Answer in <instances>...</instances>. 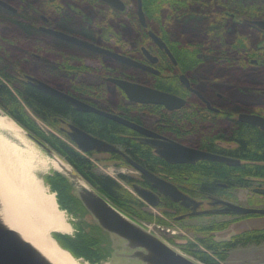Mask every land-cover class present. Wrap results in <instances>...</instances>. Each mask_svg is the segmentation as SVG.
Returning a JSON list of instances; mask_svg holds the SVG:
<instances>
[{
  "label": "trees",
  "instance_id": "trees-1",
  "mask_svg": "<svg viewBox=\"0 0 264 264\" xmlns=\"http://www.w3.org/2000/svg\"><path fill=\"white\" fill-rule=\"evenodd\" d=\"M80 1L94 3L93 0ZM17 2L21 10L20 15L0 8L1 106L20 127L64 157L85 180L123 213L133 219L143 218V214L145 219L152 218L151 215L146 214V211L137 213L138 208L144 209L145 206L141 199L134 197L118 180L96 172L92 161L84 153L56 134L45 132L37 120L58 131L62 124L72 122L88 133L126 148L135 159L141 158L143 166L154 173L160 172L159 165L163 164V161L155 157L149 147L123 137L132 133L123 125L95 113L76 111L64 100L40 91L29 82L13 77L10 74L13 62L22 65L37 62L41 79L67 94L77 97L81 95L86 102L103 110H107L110 102L116 101L117 109L132 121L142 125L157 126L162 131L196 144L202 149L237 158L243 162L239 167L214 162H201L195 167H176L178 168L175 169L176 173L174 171L172 173L189 176L190 180L197 183V188L201 192L202 190L214 192L234 199L232 193H220L221 189L217 184H227L228 190L232 192L238 188L250 190L255 180H264V132L260 128L230 121L227 114L220 115L217 119L204 120L196 116L195 107L169 112L161 106L139 105L127 101L120 91L103 82L100 78L101 73L93 69V63L97 62L96 54L51 39L38 32L34 28L35 22L38 21L37 17L24 0ZM43 3L44 6L40 7L42 10L51 9L46 1ZM143 3L149 27L169 43L184 72H196L205 64L204 56L217 57L218 64L240 69H246L253 59H264V46H252L249 37L241 32L230 36V24L236 17L246 20L264 19V0H143ZM187 6L198 8V13L206 19V25L200 33L203 40L183 44L180 40H171L172 34L166 23L174 14L179 13L181 8ZM165 13L167 14L164 15ZM57 16L59 18L57 25L61 29L76 32L82 38L95 42L97 24L83 25L66 7ZM151 20L158 24V29L151 25ZM131 21L133 28H129L126 32L128 42L133 41L134 36L142 30L135 17H132ZM71 25L76 30L70 29ZM3 30L9 31V37L4 35ZM231 39L232 43H230ZM25 51L36 52L45 58L50 57L53 62L35 60ZM230 76L227 73V80H230ZM57 83H61L65 88L57 86ZM235 94L231 97L234 102L228 111L249 110L250 105L256 100L238 91ZM24 106L30 109V113ZM261 110H264V106H256L255 111ZM60 132L63 133L62 130ZM218 139L233 142L235 146L224 149L215 145ZM136 151L139 152V156L135 154ZM90 154L93 153H87ZM114 158L123 161L116 153ZM119 177L128 186H132L135 182L128 175ZM48 182L51 184V179ZM51 186L60 196L63 192L67 194V202L61 197L58 198L61 209L69 210L67 206L69 202L77 215L87 213L80 202L72 196L68 183L61 175L57 176L54 185ZM261 196L264 198L263 195ZM252 216L260 215L234 217L238 220ZM78 227L80 231L74 236L61 233H54L53 236L75 257H82L91 264H99L108 254L102 246V241L87 232L84 224H78ZM220 228L219 224H208L197 228L203 236L199 237L198 241L186 242L183 249L205 264H221L228 259L230 251L264 242V227L241 232L229 240L217 241L213 238V234ZM200 244L203 249L199 248Z\"/></svg>",
  "mask_w": 264,
  "mask_h": 264
},
{
  "label": "water",
  "instance_id": "water-1",
  "mask_svg": "<svg viewBox=\"0 0 264 264\" xmlns=\"http://www.w3.org/2000/svg\"><path fill=\"white\" fill-rule=\"evenodd\" d=\"M103 1L116 7L118 10H122L125 7L122 0ZM0 3L10 10H15L6 2L0 1ZM137 4L139 22L143 27H147L148 22L143 11V0H137ZM249 23L254 24L259 29L264 31V19H252L249 20ZM44 31L55 37L69 41L96 53L109 54L115 57L117 60L128 65L157 72L150 66H145L138 61L122 56L118 53L107 51L91 42L80 39L73 35H69L51 28H44ZM149 36L159 48L165 49L169 56L176 63V60L167 47L166 43L152 30L149 31ZM143 50L152 63L157 61V58L153 57L145 48ZM27 79H29L40 91L64 100L65 102L72 105L76 111L95 113L115 121L123 126L129 127L141 134L157 137V135L154 133H151L144 127L124 118L117 113L100 110L97 107L90 105L70 94L62 92L48 83L36 78L28 76ZM181 79L188 86V80L185 75H182ZM112 81L124 91L126 96L131 101L136 103L163 105L168 110L179 109L186 103L185 99L177 95L143 86L135 82L123 79H112ZM193 91L196 92L195 90ZM199 96L203 99L201 95ZM0 115L5 116V110L1 107ZM239 120L249 125L256 126L264 132V116L256 114H240ZM27 135L46 152L53 154L52 149L44 142L35 138L29 133H27ZM69 135L71 136L73 143L81 152H104L120 154L127 163H129L133 168H135L145 178H147L149 182H151L153 189L156 191L165 194L175 202H181V204L185 206L192 205L194 208H197L200 205L199 202L184 194L173 183L163 179L159 175L145 168L143 165L134 161L131 157H129V155H127L123 150L114 144L97 138L96 136L75 126L74 124L69 125ZM144 141L153 146L159 156L172 164L192 163L197 160L217 161L233 167H238L242 164L240 159L195 149L173 141L156 140L153 138L145 139ZM64 171L70 175L69 179L68 177H62L68 183L72 196H74L80 202L85 211L93 218L96 230L93 228L95 231L92 233L91 230L85 227L83 222L82 224H84L87 232H90L95 238L102 241V246L108 253L106 259L101 260L99 264H205L177 250L164 239L159 237L156 233L148 229L145 225L123 213L105 196L100 194V192L97 191L92 185L89 183L87 184V182L77 176L79 175L77 171H71L70 169H66ZM132 188L139 199L152 207L158 206L159 197L154 191L139 185H133ZM253 191L256 194L264 196V188H255ZM215 204H221L222 207L217 211L221 214L264 216V208L245 207L229 201L217 199ZM0 264L54 263L48 259L33 243L25 239L18 230L10 227L3 220V217L0 214Z\"/></svg>",
  "mask_w": 264,
  "mask_h": 264
},
{
  "label": "rangeland",
  "instance_id": "rangeland-1",
  "mask_svg": "<svg viewBox=\"0 0 264 264\" xmlns=\"http://www.w3.org/2000/svg\"><path fill=\"white\" fill-rule=\"evenodd\" d=\"M10 5L15 8L19 7V3L17 0H4ZM26 5L33 7V5L38 7H43V1H46L49 7L54 11L53 15H57L55 10H60L61 7L70 8L71 10L77 11L83 14V20L88 24H96L97 23V7L87 3H83L80 0H24ZM129 3L133 4L132 0H128ZM34 6V7H35ZM45 10V9H43ZM179 10V9H178ZM49 11V9H48ZM179 13L174 14L171 20L166 23V26L169 28L170 33L172 34V41L180 40L183 44H187L189 41L195 43L200 41L203 37L200 33L203 31L204 26L206 25V19L202 17L198 12L199 9L192 6L183 7L179 10ZM195 11V14H193ZM43 12V11H42ZM42 12H40L42 14ZM165 13L164 15H166ZM46 15V14H45ZM124 16V15H123ZM122 16V17H123ZM125 18V16H124ZM126 20V21H124ZM123 21H120L118 25L120 26L119 29L127 30L132 27L130 22L125 18ZM130 20V19H129ZM151 25L155 28H159L158 24L155 21L151 20ZM133 28V27H132ZM106 34L109 33V28H106ZM151 29V28H150ZM194 31H192V30ZM152 30V29H151ZM4 35L9 37V31L3 30ZM243 33L249 37L250 43L254 47L264 46V31L259 29L256 26H253L249 23V20L242 19V18H235L231 21L230 24V36H234L237 33ZM135 40V38L133 39ZM203 40V39H202ZM233 40H230L232 43ZM150 49H154L151 47ZM235 57V55H232ZM205 64L197 69L196 72H191L190 76H192L197 81V86L199 90L206 94L208 97L214 99L216 96L217 91L220 93H224V95L228 99H232V96H235V92L238 91L239 93H243L245 96L249 98H254L260 100L261 98L264 99V59H258L259 65L257 67H252L250 64L246 69L240 68H228L226 65H220L217 62V57L214 56H204ZM93 69L97 70V64L93 63ZM20 67L21 71L19 70V74H31L36 72V66L34 63L32 64H23ZM227 73L231 76L230 80H227ZM57 86H61L65 88L64 85L61 83H57ZM215 89V91H213ZM111 98V97H110ZM113 100V98H112ZM109 107L111 109L117 108L116 101H112L109 103ZM25 110L30 113V109L26 106ZM5 116L10 117L7 112L5 111ZM11 118V117H10ZM12 119V118H11ZM13 120V119H12ZM14 121V120H13ZM39 126L47 133H54L57 136L61 137L65 141H67L70 145L74 146L78 151H80L75 144L72 143V140L65 134L61 133L62 129H67V124H62L59 128L60 131L55 130L45 123L37 120ZM22 128V127H21ZM23 129V128H22ZM25 137L32 143L35 149L39 152V154L46 158H58L62 162H64L71 171H76L74 167L68 163V161L59 155L54 149H52L53 154H49L46 152L42 147H40L36 142H34L31 138L28 137L27 132L23 129ZM226 147L228 146L227 143H223ZM235 144H230V148L234 147ZM81 152V151H80ZM83 153V152H81ZM93 163L94 169L96 172L110 176L116 180H118L121 184H123L131 194L139 198L135 191L133 190L132 186L126 185L119 177L120 173L126 174L128 176L137 175L135 170L127 165L124 161L115 160L110 154L102 153L97 154V152H93V154L87 155L84 153ZM61 175L63 177L70 178V175L62 170L50 169L47 173H39L38 176L42 180V183L46 187L49 193L55 194L56 201L60 208L58 198L61 197L62 200L67 202V194L66 193H58L51 184L48 182L47 177H52L55 175ZM82 178L87 184L89 183L85 180L80 174L77 175ZM182 186L193 189V186L189 183L176 181ZM90 184V183H89ZM91 185V184H90ZM89 185V186H90ZM95 188V187H94ZM255 188H264V180H255L252 185L251 189ZM96 189V188H95ZM72 190V189H71ZM97 190V189H96ZM227 193H232L235 198L230 199L232 203L245 206V207H254V208H264V198L261 195L254 194L251 190L246 189H236L232 192L227 191ZM101 194V193H100ZM103 195V194H102ZM199 199V198H198ZM109 200V199H108ZM144 202V201H143ZM206 204V203H205ZM145 205V206H144ZM144 209H137V213L140 211H146L147 215H151L152 218H146L145 214L142 215L143 218H135L138 222L145 225L148 229L156 233L159 237L164 239L170 245H172L177 250L181 251L182 253L190 256L193 259H196L189 253H187L183 249V245L189 241H198V238L203 236V233L197 231V228L204 225H212V224H219L221 226L220 231L215 232L213 234V238L217 241H224L229 240L232 236L239 234L241 232L256 229V228H263L264 227V216H252V217H242L238 220L234 216H220V215H211L208 213L207 215L199 216V217H191L185 218L183 220H178L177 216L181 213L178 212L176 214L171 212H163L161 208L151 207L144 202ZM69 206V210H65L66 217L70 224L72 225L73 231L71 235L77 234L80 229L78 224L82 222L85 224L92 233H94L95 229V222L93 218L88 214L85 213L84 215H77L73 205L69 202L67 203ZM210 208L207 204L203 206L201 209H208ZM61 209V208H60ZM72 209V210H71ZM72 212H71V211ZM192 227V228H189ZM95 230H94V229ZM175 233V234H173ZM200 249L204 247L200 244ZM78 258V257H77ZM82 259L86 262V260L82 257ZM197 260V259H196ZM221 264H264V242L260 244H251L248 246L238 247L229 252L228 259L226 261L221 262Z\"/></svg>",
  "mask_w": 264,
  "mask_h": 264
},
{
  "label": "flooded vegetation",
  "instance_id": "flooded-vegetation-1",
  "mask_svg": "<svg viewBox=\"0 0 264 264\" xmlns=\"http://www.w3.org/2000/svg\"><path fill=\"white\" fill-rule=\"evenodd\" d=\"M0 1L6 2L4 0H0ZM132 1L134 3L135 7H133V4L129 3L128 0H122V2L125 5L124 9H122V10H118L116 7L104 2L103 0H93L94 3H89L88 2L89 4H91L93 6L95 5L97 7V23H96L97 24V38H96L95 42H92V41L86 40L85 38H82V36L76 34V32H70L68 30H63L57 25V22L59 20L57 15L59 13H61L64 10L65 7L62 6L60 10L59 9L55 10L57 15H55V14L53 15L52 13H54V11L52 9H50L48 11L47 9L46 10H42L40 7L35 6V5H33V7H30L28 5L27 6L31 9L33 14L38 19V21L35 22V24H34V28L38 32L47 35L51 39H56L58 41H62V42H65L67 44H70V45H72L74 47H77L78 49L87 50V51H90V52L96 54L97 55L96 64H97V66H99V67H97L96 71L101 73V75H100L101 80L103 82L113 86L116 91H120L122 93V96L127 101H129L131 103L139 104V105L161 106L166 111H169V112L178 111V110H181V109L186 108V107H191V108L195 107L196 108V114H197L196 116L201 118V119H204V120L217 119L220 115H225V114L228 115V117H229L228 119L230 121H238V122H241L239 120V115L240 114H256V115L264 116V110L255 111L256 106H264V99H262V98L260 100L256 99L254 104L250 105L251 107L248 108L249 110H247V109H239V110L228 111L229 110L228 108L230 107V105L233 104L234 101L232 99H228L224 95V93H220V92L217 91L216 96H215L214 99L208 97L206 94H203L199 90V88L197 86L198 84H197L196 79H194L192 76H190L191 72H184L182 70V68L179 65L178 59L175 56L174 52L172 51V48L169 45V43L166 42L165 39H163L161 36H159L157 33H155L152 30L155 34H157L166 43L167 47L169 48V50L171 51L172 55L174 56V58L176 60V63L169 56V54L167 53V51L165 49L159 48L155 44V42L149 36V31L151 30L149 25L147 27H143L140 24V22H139L137 0H132ZM7 4L10 5L9 3H7ZM10 6H12V5H10ZM0 8L4 9V10H7V11H9L11 13L17 14V15L21 14V10L19 8L13 7L15 10H10V9L4 7L3 5H1V3H0ZM67 10L69 12H71L75 17L79 18L80 22L83 25H88V26L96 25L94 23L93 24L86 23L82 19L83 16H84L83 14H81V13H79L77 11L71 10L70 8H67ZM143 11L145 13L144 3H143ZM40 12H42V14ZM123 15L130 22L131 25H132L131 18L135 17L137 19L141 29H142L140 33H137L134 36L135 40H133L131 42H128V40L126 38V30L119 29L120 26L118 25V23L125 19ZM145 16H146V19H147L146 13H145ZM124 21H126V20H124ZM252 25L255 26L254 24H252ZM72 26L73 25L70 26V29L76 30ZM44 28L55 29V30L64 32L66 34L73 35V36L78 37L80 39L86 40V41L91 42V43L97 45L98 47H101V48H103V49H105L107 51L118 53V54H120L122 56L131 58V59H133L135 61H138L139 63H141V64H143L145 66H150L153 69H155L157 72L146 70V69H143L141 67H135V66L128 65V64H126L124 62H121V61L117 60L115 57H113V56H111L109 54H101V53H98V52L96 53L94 51H91V50L86 49L84 47H81L79 45L73 44V43H71L69 41L60 39L58 37H55V36L47 33L46 31H44ZM106 28H109V30H108L109 33L108 34H106V31H107ZM78 31H80V30H78ZM151 47H153L154 49L153 50L150 49ZM144 48L153 57L157 58V61L155 63L151 62V60L149 59V57L146 55L145 51L143 50ZM25 52H26L27 55H30V57H32L35 60L53 62L52 58H50V57H48V58L46 57L45 58L43 55H40V54H38L36 52H30V51H25ZM99 58L102 59V60H100ZM32 63H34V65L36 66V72L31 73V74H28V73L27 74H23L22 73V75H20L19 74V70L21 71L20 67L22 68V66H21L22 64H17V62H13L10 74L13 77L17 78V79L29 82L32 85H33V83L29 79H27L28 76L43 81V79H41V77H40V69L38 67L39 63L34 62V61ZM25 65H27V63H25ZM251 65H252V67H257L259 65V63H258V61H255V59H253L250 62V66ZM92 66H95V65H92ZM102 70H103V72H102ZM182 75H185V77L187 78L188 86H187V84L185 82L182 81V79H181ZM112 79H123V80H127V81H131V82H135V83L141 84L143 86H147V87H151V88H154V89H157V90L168 92V93L177 95V96L185 99L186 103H185V105L183 107H181L179 109H175V110H168L165 106L158 105V104L136 103V102L131 101L126 96L124 91L115 82L112 81ZM43 82H45V81H43ZM263 84H264V82H263ZM193 90H195L199 94H197ZM213 91H215V89ZM199 95H201L203 97V99ZM74 97L85 101L82 98L81 95L78 96V97L77 96H74ZM86 103H88V102H86ZM88 104H90V103H88ZM0 107L2 109H4L1 106V104H0ZM98 109H100V108H98ZM100 110H103V109H100ZM103 111L117 113V114L123 116L124 118L132 121L131 119L126 117V115L123 112L119 111L117 108L116 109H111L108 106L107 110H103ZM132 122H135V121H132ZM135 123L140 125V126H142V127H144L145 129L149 130L151 133H154L155 135H157V137L147 136V135L141 134V133H139V132H137V131L129 128V127H126V126H124V127L127 128L132 133H131V135H124L123 137L130 138V139L136 141V143L144 145V146L149 147L150 149H152V154L155 157H158L161 161H163V164L159 165L160 172L155 173V174H157L160 177H162L163 179L173 183L184 194H186L189 197L195 199L200 204L197 208H194L192 205L191 206H185V205L181 204V202H175L174 200H172L170 197L166 196L165 194L160 193V192L156 191L155 189H153L151 182H149V180H147V178H145L139 171H137L135 168H133L128 163L129 166L132 167L135 170V173L138 174V176L137 175H131L130 176L133 180H135L133 185H139V186L144 187L146 189L152 190L159 197L158 206H156L155 208H161L163 210V212H166V213L171 212V213L176 214L178 212H181L177 216L178 220H183L185 218H191V217H199V216L201 217L203 215H207L208 213H210L211 215L235 216V215H229V214H221V213L217 212L218 210H220V208L222 206H221V204H215L216 203V199L217 200L231 202L229 198H227L223 194L220 195V194H216L214 192H208V191H203V190L201 192L197 188V183L194 182V180H192V179L190 180L189 176L183 175V174H179V173L174 174V173H176L175 169H178V168H176L178 166L195 167L197 164H199L201 162H214V163H220V164H225V163L217 162V161H210V160H197V161L192 162V163L172 164V163L167 162L161 156H159L156 153L155 148H153V146H151L149 143H146V141H144V140L145 139H152V138L156 139V140H163V141L168 140V141L177 142L179 144H182V145H185V146H188V147H192V148H195V149H199V150H203V151H207V152H211V153H216V152H212V151H208V150L202 149L200 146H198L196 144L189 143L186 140H182V139H179L177 137H174L171 134L162 131L157 126H147V125L139 124L137 122H135ZM241 123H244V122H241ZM70 124H72V122H68L67 123V129L64 128V129H62V131H63V133H65L71 139V136L69 135V125ZM245 124H247V123H245ZM96 137L100 138L98 136H96ZM100 139H102V138H100ZM72 143H73V141H72ZM223 143H227L228 146L225 147L223 145ZM111 144H113V143H111ZM230 144H235V143H233V142L229 143V142H226V141L221 140V139H218V140L215 141V145L220 146V147H222L224 149L225 148H230ZM114 145L117 146L118 148H120L121 150H123L134 161H136L139 164L143 165L141 163V160H142L141 158L135 159V157H133V155L130 154L127 151L126 148H124L122 146H119L117 144H114ZM137 151H136L135 154L137 156H139L140 154H138L139 152L137 153ZM102 153H104V152H97V154H102ZM108 154H110L114 158L115 153H108ZM216 154H220V153H216ZM118 155L123 159V161H126L123 158V156H121L120 154H118ZM221 155H223V154H221ZM242 164H243V162H242ZM225 165L228 166L227 164H225ZM241 165H239V166H241ZM173 171H174V173H172ZM120 175H126V174L120 173L119 176ZM57 176L58 175H55V176H52V177H47L46 179H48V180L51 179V184L54 185V180L57 178ZM174 180L186 182V183H189L192 186L194 185L193 189H188V188L182 186L181 184H179L178 182H174ZM217 187L221 189L222 192L219 191L220 193H227V191H229L228 188H227V184L219 183V184H217ZM58 189H60V187H58ZM239 189H241V188H239ZM250 190L254 194H256L253 191L254 189H250ZM63 193H65V192H63ZM257 195H259V194H257ZM205 203L210 208L201 209L203 206L206 205Z\"/></svg>",
  "mask_w": 264,
  "mask_h": 264
},
{
  "label": "bare ground",
  "instance_id": "bare-ground-1",
  "mask_svg": "<svg viewBox=\"0 0 264 264\" xmlns=\"http://www.w3.org/2000/svg\"><path fill=\"white\" fill-rule=\"evenodd\" d=\"M69 167L58 158L39 154L23 129L0 115V214L12 228L33 243L54 264H91L61 247L53 234L71 235L73 228L55 194L49 193L39 173Z\"/></svg>",
  "mask_w": 264,
  "mask_h": 264
},
{
  "label": "built area",
  "instance_id": "built-area-1",
  "mask_svg": "<svg viewBox=\"0 0 264 264\" xmlns=\"http://www.w3.org/2000/svg\"><path fill=\"white\" fill-rule=\"evenodd\" d=\"M173 234H175V233H173Z\"/></svg>",
  "mask_w": 264,
  "mask_h": 264
}]
</instances>
